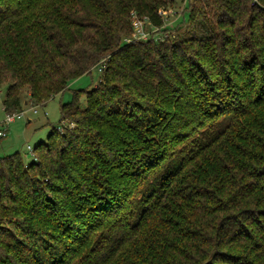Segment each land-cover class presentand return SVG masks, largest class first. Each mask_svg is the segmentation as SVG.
Returning <instances> with one entry per match:
<instances>
[{
    "label": "trees",
    "instance_id": "trees-1",
    "mask_svg": "<svg viewBox=\"0 0 264 264\" xmlns=\"http://www.w3.org/2000/svg\"><path fill=\"white\" fill-rule=\"evenodd\" d=\"M186 2L0 0L7 114L100 65L0 156V264H264V0Z\"/></svg>",
    "mask_w": 264,
    "mask_h": 264
},
{
    "label": "rangeland",
    "instance_id": "rangeland-1",
    "mask_svg": "<svg viewBox=\"0 0 264 264\" xmlns=\"http://www.w3.org/2000/svg\"><path fill=\"white\" fill-rule=\"evenodd\" d=\"M186 0H176L174 7L163 12L166 18L167 26H174L182 19V10ZM152 25L147 26V30L152 31ZM160 32H157L158 36ZM161 33L159 34V36ZM100 65L93 66L89 73L83 74L68 82L66 89L54 93L45 104H23L20 118H15L8 122L7 134L0 138V156L19 151L21 157L30 160L27 145L35 147L39 142L46 141L52 126L60 123L61 111L60 105L72 99L73 92L79 89H90L100 78ZM6 96V84L0 87V127L1 122L6 119L7 113L3 109V99ZM80 103L85 102L84 95L79 96ZM71 126V124H70ZM63 129H59L62 131Z\"/></svg>",
    "mask_w": 264,
    "mask_h": 264
},
{
    "label": "built area",
    "instance_id": "built-area-1",
    "mask_svg": "<svg viewBox=\"0 0 264 264\" xmlns=\"http://www.w3.org/2000/svg\"><path fill=\"white\" fill-rule=\"evenodd\" d=\"M159 12L161 14H163L164 10L160 9ZM145 20H146V18H141V17L137 16L136 13L132 14V24L134 26V32H133L132 38L130 40H132V39H148L150 37V31L147 30V25L149 23ZM21 115H22V111L7 114L6 119L3 122H1L2 124L0 127V137L6 136L8 122L12 121L15 118H20ZM27 149H28V153L31 156H34L33 147H31L30 145H27Z\"/></svg>",
    "mask_w": 264,
    "mask_h": 264
},
{
    "label": "crops",
    "instance_id": "crops-1",
    "mask_svg": "<svg viewBox=\"0 0 264 264\" xmlns=\"http://www.w3.org/2000/svg\"><path fill=\"white\" fill-rule=\"evenodd\" d=\"M24 104H27V101L26 100H24ZM4 109V108H3Z\"/></svg>",
    "mask_w": 264,
    "mask_h": 264
}]
</instances>
